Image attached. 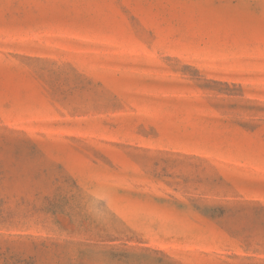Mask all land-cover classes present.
I'll return each mask as SVG.
<instances>
[{
	"label": "rangeland",
	"instance_id": "rangeland-1",
	"mask_svg": "<svg viewBox=\"0 0 264 264\" xmlns=\"http://www.w3.org/2000/svg\"><path fill=\"white\" fill-rule=\"evenodd\" d=\"M0 264H264V0H0Z\"/></svg>",
	"mask_w": 264,
	"mask_h": 264
}]
</instances>
